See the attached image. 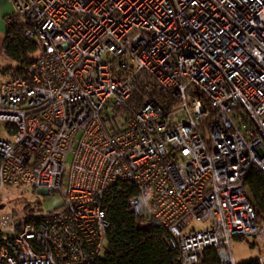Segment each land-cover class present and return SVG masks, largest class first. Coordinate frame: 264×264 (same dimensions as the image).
Masks as SVG:
<instances>
[{
    "label": "built area",
    "instance_id": "built-area-1",
    "mask_svg": "<svg viewBox=\"0 0 264 264\" xmlns=\"http://www.w3.org/2000/svg\"><path fill=\"white\" fill-rule=\"evenodd\" d=\"M11 2L36 50L0 84V196L17 185L62 203L4 215L0 264H94L122 181L181 264H240L235 241L264 264L244 183L264 175V0Z\"/></svg>",
    "mask_w": 264,
    "mask_h": 264
},
{
    "label": "trees",
    "instance_id": "trees-1",
    "mask_svg": "<svg viewBox=\"0 0 264 264\" xmlns=\"http://www.w3.org/2000/svg\"><path fill=\"white\" fill-rule=\"evenodd\" d=\"M7 22L4 49L11 58L27 65L36 50L35 46L23 38L22 27L16 19L11 21L8 17ZM21 68L13 76L22 73ZM244 183L256 216L264 218L262 171L256 166L251 167ZM107 189L104 209L109 222L106 231L108 251L94 264H181L178 252L167 246L166 231L154 223L145 227L143 219L129 209V197L137 193V188L130 182L122 181L111 183ZM240 264H259V261L255 259Z\"/></svg>",
    "mask_w": 264,
    "mask_h": 264
},
{
    "label": "rangeland",
    "instance_id": "rangeland-1",
    "mask_svg": "<svg viewBox=\"0 0 264 264\" xmlns=\"http://www.w3.org/2000/svg\"><path fill=\"white\" fill-rule=\"evenodd\" d=\"M34 55L35 53L31 54L32 57ZM0 135L6 137L3 126L0 127ZM67 158V163H70L72 160L71 155H68ZM61 203V196L58 191L55 193H41L31 188H19L17 185H12L11 187L5 186L0 196V229L6 228L4 215L15 213V215L24 216L34 211H45L56 208ZM194 227L198 228L199 225L195 223ZM4 233L7 235L6 231ZM234 250L240 263L257 259L259 253L258 249L245 246L239 241H235Z\"/></svg>",
    "mask_w": 264,
    "mask_h": 264
},
{
    "label": "crops",
    "instance_id": "crops-1",
    "mask_svg": "<svg viewBox=\"0 0 264 264\" xmlns=\"http://www.w3.org/2000/svg\"><path fill=\"white\" fill-rule=\"evenodd\" d=\"M14 11L11 0H0V84L11 78L22 66L21 62L11 58L4 49L5 35L7 33V18Z\"/></svg>",
    "mask_w": 264,
    "mask_h": 264
},
{
    "label": "water",
    "instance_id": "water-1",
    "mask_svg": "<svg viewBox=\"0 0 264 264\" xmlns=\"http://www.w3.org/2000/svg\"><path fill=\"white\" fill-rule=\"evenodd\" d=\"M38 192H41V193L43 192V193H45L44 191H38Z\"/></svg>",
    "mask_w": 264,
    "mask_h": 264
}]
</instances>
